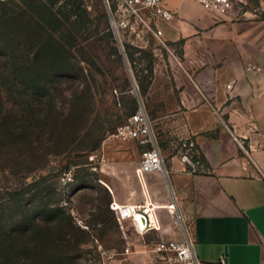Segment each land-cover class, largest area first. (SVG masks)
<instances>
[{"label": "rangeland", "instance_id": "374dc122", "mask_svg": "<svg viewBox=\"0 0 264 264\" xmlns=\"http://www.w3.org/2000/svg\"><path fill=\"white\" fill-rule=\"evenodd\" d=\"M0 2L23 12L0 50L21 48L25 61L16 71L0 60V119L25 138L21 150L0 149L3 263L180 264L157 245L181 239L155 230L141 234L110 207L145 198L135 174L143 148L113 137L141 102L156 120L169 171V177L147 175L156 205L170 201L171 160L192 153L186 147L192 136L157 118L170 107L165 73L172 61L165 45L146 28L120 26L116 0ZM43 2H55L70 19L55 29L39 7ZM50 37L65 51L56 46L51 57ZM201 164L198 170H206ZM155 210L162 226L178 229L166 207Z\"/></svg>", "mask_w": 264, "mask_h": 264}, {"label": "crops", "instance_id": "0c3cea01", "mask_svg": "<svg viewBox=\"0 0 264 264\" xmlns=\"http://www.w3.org/2000/svg\"><path fill=\"white\" fill-rule=\"evenodd\" d=\"M163 5L176 17L156 36L172 61L170 107L157 118L192 136L207 167L171 160L182 223L159 217L155 231L182 239L186 229L201 264H263L264 0H234L226 13L188 0Z\"/></svg>", "mask_w": 264, "mask_h": 264}, {"label": "built area", "instance_id": "2783aa9c", "mask_svg": "<svg viewBox=\"0 0 264 264\" xmlns=\"http://www.w3.org/2000/svg\"><path fill=\"white\" fill-rule=\"evenodd\" d=\"M198 2L205 7L226 13L231 10L234 0H188ZM117 14L120 16V26L142 27L150 30L155 36H160V24L163 20L171 21L176 17V12L166 8L163 0H116ZM118 27V25H117ZM156 122L149 114L146 106L141 102L132 114L118 126L113 133V137L122 141H135L143 150L141 153L139 166L135 169V174L142 185L144 201L140 203H116L110 204L119 221L131 220L136 230L143 234L149 230H160V221L155 205L153 204V195L146 184V176L150 173H162L169 177V171L165 165V159L162 154L158 133L155 128ZM190 145V147L188 146ZM194 141L186 143L188 150L192 153L185 154L182 161L189 165L192 171H198L202 166L200 160H194L198 150H194ZM191 157V159H190ZM191 166V167H190ZM205 170V169H204ZM172 188V186H171ZM166 208L172 213L175 219L182 223V214L177 204V196L171 191L170 201ZM141 217L144 218V224L141 223ZM183 225V229H184ZM158 250H168L175 254L176 261L180 264H201L194 249V242L189 237L187 230L184 229V237L181 240H170L158 243ZM264 264V263H263Z\"/></svg>", "mask_w": 264, "mask_h": 264}, {"label": "trees", "instance_id": "16d2710c", "mask_svg": "<svg viewBox=\"0 0 264 264\" xmlns=\"http://www.w3.org/2000/svg\"><path fill=\"white\" fill-rule=\"evenodd\" d=\"M52 4H55V2H52ZM50 3H41L40 8L43 10L44 13L48 15V17L55 21L56 28L60 29L61 26L65 23L66 20L70 19V16L64 14L61 11V8L55 9L53 5ZM23 12H17L16 10L10 8L7 3L0 2V49L5 48V44L7 45V37H10V39L13 38V19L14 18H20L21 14ZM16 32V31H15ZM74 45V42L70 44V46ZM59 46L60 49L65 51L66 47L64 44H62L60 41H56L54 37H50V43H49V49L51 52L50 56L54 55L57 51L55 50ZM56 47V48H55ZM10 53H2L0 50V60H2L3 66L8 67L10 65L14 66L16 71H20V68L22 65H24L25 61L23 60V54L21 48H16L15 50L9 51ZM52 54V55H51ZM23 55V56H22ZM129 59L134 62L133 54L127 53ZM49 57L51 60L53 58ZM136 111V110H135ZM132 114V113H131ZM21 121V119L19 120ZM8 122L5 118L0 119V149L2 148H16L21 150V144L25 143V138L22 133L10 131L8 130ZM189 143V141L187 142ZM196 150H198V153L195 154L194 160H200L201 163L204 164L205 167H207V163L202 155V153L199 151L198 147L196 146ZM5 257V256H3ZM3 257H0V264L3 263Z\"/></svg>", "mask_w": 264, "mask_h": 264}, {"label": "water", "instance_id": "95a60500", "mask_svg": "<svg viewBox=\"0 0 264 264\" xmlns=\"http://www.w3.org/2000/svg\"><path fill=\"white\" fill-rule=\"evenodd\" d=\"M141 223L144 224V218L143 217H141Z\"/></svg>", "mask_w": 264, "mask_h": 264}]
</instances>
